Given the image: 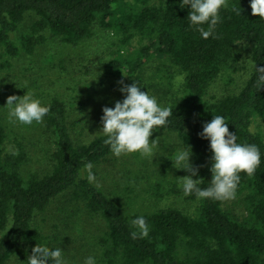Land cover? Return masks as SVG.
<instances>
[{
    "label": "trees",
    "instance_id": "obj_1",
    "mask_svg": "<svg viewBox=\"0 0 264 264\" xmlns=\"http://www.w3.org/2000/svg\"><path fill=\"white\" fill-rule=\"evenodd\" d=\"M249 3L227 0L219 13L216 38L201 39L188 26L189 9L180 0H0V71L11 68L22 55H33L47 34L77 46L92 37L98 24L118 36L105 76H120L126 84L133 79L143 87L141 91H147L143 72L157 58H165L169 68L184 75L175 96L178 103L169 107L170 123L153 133L175 134L191 147L202 179L199 187H207L211 179V152L209 142L198 133L212 115L225 117L237 142L256 144L261 152L254 174H240L235 197L242 196L244 219L228 210L231 199H197L184 196L181 189L180 195L196 202L194 215L173 207L128 213L100 187L87 182L83 165L90 161L96 167L112 153L101 135L88 143L74 140L77 124L62 100L50 99L49 112L40 124L47 137V169L42 175L25 173L31 157L0 118V264L13 258L24 264L36 244L53 247L36 218L64 194L80 201L87 214L102 222L99 264H264V134L259 130V124L264 125V86L255 87L254 70L255 65L264 66V20L251 14ZM234 6H240L241 15L232 11ZM27 20L31 22L25 26ZM241 43L251 46L249 78L238 93L210 99L209 90L224 68L243 58ZM163 82L164 78L157 85ZM4 104L0 94V108ZM136 216L145 217L149 231L133 239L130 221Z\"/></svg>",
    "mask_w": 264,
    "mask_h": 264
},
{
    "label": "rangeland",
    "instance_id": "obj_2",
    "mask_svg": "<svg viewBox=\"0 0 264 264\" xmlns=\"http://www.w3.org/2000/svg\"><path fill=\"white\" fill-rule=\"evenodd\" d=\"M30 22L27 20L25 26ZM45 36L46 41L33 55H22L14 59L11 68L0 71V94L6 101L10 95L22 97L28 89L43 104L51 98H59L77 124L72 133L74 140L88 143L100 136L103 107H113L116 101L123 99L118 81L123 80L125 84L126 81L120 76L104 75L106 64L118 48V36L113 29H104L98 24L93 27L92 37L77 46L66 45L49 34ZM238 49L243 58L232 67L224 68L209 90L210 99L236 94L244 87L252 68L249 60L251 46L241 43ZM164 66L168 67L166 71ZM177 76L182 77V82L177 83ZM143 78L149 94L154 95L162 106L178 103L175 96L179 95L184 75L175 67L169 68L165 58L153 60L143 72ZM162 78L164 82L157 85ZM4 106L0 108V118L10 132L19 137L31 157L25 173L44 174L47 169L44 160L47 137L41 122L31 125L12 123ZM259 125L264 134V125ZM259 125H253V130ZM156 138H159V143L153 151V158L142 157L138 153L119 157L112 154L93 167L99 187L128 213L173 207L194 215L196 202L180 195L177 180L189 173L174 168L170 160L172 152L182 142L175 134L164 131L152 133L149 140ZM190 163L194 166L193 155ZM193 178H198V174ZM66 195L55 199L43 214L37 216L36 223L45 235L50 236L53 247L64 251L68 264H83L85 257L98 254L97 242L103 224L87 214L80 201L70 200ZM226 205L231 214L246 218L242 196H236ZM5 264L22 263L13 258Z\"/></svg>",
    "mask_w": 264,
    "mask_h": 264
},
{
    "label": "clouds",
    "instance_id": "obj_3",
    "mask_svg": "<svg viewBox=\"0 0 264 264\" xmlns=\"http://www.w3.org/2000/svg\"><path fill=\"white\" fill-rule=\"evenodd\" d=\"M180 4L189 9L188 26L197 31L201 39L216 38L215 29L221 22L219 13L221 8L227 7V0H180ZM249 7L253 16L264 20V0H250ZM232 11L241 15L240 6H234ZM254 70L255 87L259 90L264 86V66L255 65ZM176 81L182 82V77L177 76ZM118 84L123 99L116 101L113 107L106 106L102 109L98 133L103 136V144L117 157L138 153L142 157L153 158L159 138L150 141L149 137L155 130L165 128L170 123L172 110L168 106H162L148 91H141L143 87L133 79L131 84H125L123 80L118 81ZM4 107L7 108V118L10 122L23 125L40 123L49 112V106L34 97L28 89L22 97L8 96ZM198 135L209 142L211 179L207 187H199L202 179L193 178L197 177L198 168L190 163L191 147L182 143L174 149L170 160L174 168L189 173L177 178L183 195L217 201L235 198L240 174L252 176L261 163L259 147L256 144L237 142L236 133L229 131L228 123L222 115H212L210 121L202 124V131ZM11 154L17 153L12 149ZM92 169L93 164L90 161L83 165L87 182L99 187ZM130 223L135 229L130 233L131 238L148 235L149 226L145 217L136 216ZM24 264H68V261L60 247L49 248L44 244H36ZM83 264H97V259L91 255L87 256Z\"/></svg>",
    "mask_w": 264,
    "mask_h": 264
}]
</instances>
